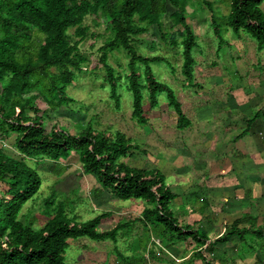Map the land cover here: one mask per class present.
I'll return each instance as SVG.
<instances>
[{
	"label": "trees",
	"instance_id": "16d2710c",
	"mask_svg": "<svg viewBox=\"0 0 264 264\" xmlns=\"http://www.w3.org/2000/svg\"><path fill=\"white\" fill-rule=\"evenodd\" d=\"M194 1L197 0H0V138L15 134L16 150L21 156L14 157L0 147V264H68L65 253L70 239L87 237L117 244L119 232L131 225L132 221L119 223L100 233L98 226L111 212L78 222L69 218L62 207L53 209L40 229L34 227L35 219L23 221V207L42 185L38 171L26 163L27 159L60 163L73 153L83 173L94 177L110 197L142 200L145 207L137 220L159 230L170 247L193 241L197 246L195 257L203 256L201 248L210 238L201 229L179 222L171 209L178 195L161 170L132 167L124 162L140 147L123 132L99 130L91 124L76 131L59 124L47 130L45 125L50 111L73 102L67 90L75 82V71H81L87 60L78 45L89 35L85 19L94 16L105 18L110 31L100 48V64L116 105L121 101L120 84L108 59L115 50L123 49L129 58L125 79L132 95V118L146 125L149 110L144 107L145 91L151 108L165 93L177 115L178 129L190 127L191 121L174 90L159 81L151 67L155 63L172 64L163 56L140 55L136 41L155 28L164 41L179 46L182 74L187 84L195 87L197 62L193 51L198 42L187 22V9ZM201 1L210 10L219 43L225 40L224 31L231 29L236 34L247 33L256 41L257 50H264V0H229L230 11L222 17L211 1ZM73 37L80 40L73 41ZM38 101L48 108L41 109ZM256 117L249 121L252 123ZM238 225V221L234 222L215 242L229 241L235 233L241 238L247 230L239 231Z\"/></svg>",
	"mask_w": 264,
	"mask_h": 264
},
{
	"label": "rangeland",
	"instance_id": "374dc122",
	"mask_svg": "<svg viewBox=\"0 0 264 264\" xmlns=\"http://www.w3.org/2000/svg\"><path fill=\"white\" fill-rule=\"evenodd\" d=\"M209 1L221 17L228 15L229 0ZM261 7L264 11V3ZM187 10V22L196 33L198 42L193 51L197 62L195 87L189 86L182 74V49L164 41L155 28L141 35L136 46L140 55L163 56L172 64L170 67L168 63H155L151 67L156 78L174 90L183 112L191 121L190 127L178 129L177 115L170 107L165 93L159 95L158 105L151 108L145 91L144 107L149 110L146 125H139L132 118V95L127 90L125 79L129 72V58L123 49L115 50L108 59L120 84L118 92L121 101L119 106L116 105L109 84L104 79L105 70L100 64V48L108 40L110 31L105 18L94 16L85 19L84 25L89 27V35L78 45L80 53L87 60L82 64L81 71H75V82L67 90L73 102L50 111L45 118V125L47 130L59 124L76 131L79 127L91 124L95 129L123 132L134 145L140 147L133 157L124 159V162L132 167L161 170L167 184L179 196L172 203L171 209L181 219V224L188 225L191 220L194 222L197 219L196 215L193 216L196 218L190 215L192 210L201 216L198 210L211 199L206 195L201 170L197 172L202 167L199 161L204 158L203 151L206 153L205 159L210 158V153H215L213 148L208 150L210 145L201 142L202 123L207 120L205 123L212 126L216 119L217 122L228 118L229 121L235 120L231 126H234L233 135L237 136L244 130L239 126L246 124L241 118L251 119L260 110L264 113V50L258 51L256 41L247 33L241 31L236 34L231 29L224 31L225 40L219 43L212 29L210 10L201 0L192 2ZM70 34H74V29L70 30ZM77 40L80 39L73 37V41ZM143 68L141 66V72ZM38 105L43 110L48 108L42 101H38ZM240 105V108L236 107ZM204 136L205 142L207 134ZM251 137L252 133H249L245 139ZM15 138L13 133L4 139L0 138V147L8 154L20 158ZM26 163L36 169L42 179L40 191L22 209L23 221L35 219L36 229L45 225L53 209L61 207L69 218L78 222H87L104 212H111V216L98 226L100 233L110 231L119 223L132 221L127 229L119 232L117 244L110 240L93 241L87 237L70 239L65 253L66 263L185 264L184 260L176 261L181 249L178 245L185 246L183 254H190L195 249L196 243L193 241H189L190 244L176 243V247L171 248L170 242H166L159 230L137 220L145 207L142 200L122 201L110 197L101 190L94 177L83 173L76 154L73 153L60 163L35 159H27ZM175 174L183 179L187 175L185 178L190 181L184 182ZM200 197L206 198L207 202H201ZM51 202L54 203L53 207ZM185 212H188L187 218H183L187 216ZM190 225L195 226L193 223ZM200 232L204 231L201 229ZM244 242H257L258 247L262 245L255 234L247 235ZM201 251L205 252L202 257L206 261L207 251L204 248Z\"/></svg>",
	"mask_w": 264,
	"mask_h": 264
},
{
	"label": "crops",
	"instance_id": "0c3cea01",
	"mask_svg": "<svg viewBox=\"0 0 264 264\" xmlns=\"http://www.w3.org/2000/svg\"><path fill=\"white\" fill-rule=\"evenodd\" d=\"M236 107L240 108L241 105ZM257 114L252 123L249 121L250 117H245V120L241 118L246 124L239 126L244 130L237 136L233 135L234 126H231L234 125L235 120L229 121L228 118L217 122L216 119L212 126L205 123L207 120L202 123L201 142L210 145L208 150L213 148L215 153L209 152L210 158L205 159L206 153L203 151L204 158L199 161L202 167L197 172L201 170L206 195L211 199L198 210L201 216L192 210L190 215L192 217L196 215L197 219L194 222L191 220L190 223L195 225V229L200 227L199 229L210 238L202 247L207 251L208 256L206 261L203 257H195L197 246L191 251L192 253L183 254L185 246L178 245L181 249L176 261L184 260L185 264L187 261H189L187 264H196L197 261L199 264H264V113L260 110ZM208 127L212 129L209 130ZM249 133H252L251 139H245ZM205 134L207 140L204 142ZM176 176H179L178 179H183L180 175ZM186 176L184 182L190 181L189 178H185ZM200 201L207 202V199L200 197ZM186 204L189 203L184 205ZM187 213H184L187 216L183 218L188 217ZM236 221L239 222V231L247 230L243 233V238L235 233L229 241L215 242ZM250 234L260 238L262 242L260 247L256 245L257 242H244L246 236ZM185 243L187 242L181 244ZM246 247L249 250L246 251ZM191 259H195V262L192 263Z\"/></svg>",
	"mask_w": 264,
	"mask_h": 264
}]
</instances>
